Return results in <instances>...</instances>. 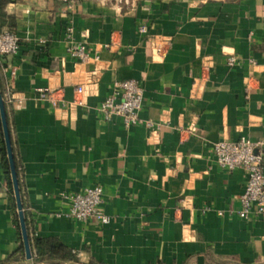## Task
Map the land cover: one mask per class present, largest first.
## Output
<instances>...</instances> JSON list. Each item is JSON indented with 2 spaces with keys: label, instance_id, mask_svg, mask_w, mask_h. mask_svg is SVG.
<instances>
[{
  "label": "crops",
  "instance_id": "crops-1",
  "mask_svg": "<svg viewBox=\"0 0 264 264\" xmlns=\"http://www.w3.org/2000/svg\"><path fill=\"white\" fill-rule=\"evenodd\" d=\"M4 12L20 50L0 57V88L33 238L69 248L77 260L63 264H264V217L238 215L246 174L213 154L242 137L264 153V0H10ZM69 25L85 62L68 52ZM127 80L144 89L132 127L99 111ZM7 167L0 120V264H51L14 258ZM94 185L109 224L59 216L63 195Z\"/></svg>",
  "mask_w": 264,
  "mask_h": 264
},
{
  "label": "built area",
  "instance_id": "built-area-1",
  "mask_svg": "<svg viewBox=\"0 0 264 264\" xmlns=\"http://www.w3.org/2000/svg\"><path fill=\"white\" fill-rule=\"evenodd\" d=\"M65 4H73L75 0H58ZM139 32L146 35L148 30L145 25L139 28ZM66 39L70 43L68 52L74 59L85 62L89 57L87 47L73 40V27L66 29ZM20 50V38L14 32L4 30L0 32V57L15 56ZM97 59V58H96ZM250 63L256 65L251 59ZM238 59L230 56L227 59L229 67L237 66ZM203 70L208 72L209 66L203 65ZM115 92L110 95L99 107L100 113L105 119L111 120L118 117L126 127L139 125L144 102V89L136 80L119 81L114 84ZM10 90L6 95L10 100ZM83 86L77 88V97L74 104L84 106ZM43 98L47 97L42 95ZM54 106L56 101L50 98ZM261 144L255 143L246 137L237 141H222L213 147L216 164L226 172H232L241 168L246 174V186L240 195V218L250 220L264 217V153L260 149ZM63 198L69 206L59 216L74 219L79 222L95 220L102 225H107L110 218L102 210L104 203L103 188L100 185L87 187L82 192L65 194Z\"/></svg>",
  "mask_w": 264,
  "mask_h": 264
},
{
  "label": "trees",
  "instance_id": "trees-1",
  "mask_svg": "<svg viewBox=\"0 0 264 264\" xmlns=\"http://www.w3.org/2000/svg\"><path fill=\"white\" fill-rule=\"evenodd\" d=\"M9 1L10 0H0V32H2L3 31L2 29L9 24L7 22L8 16L4 12V8ZM2 95L4 98L3 92H2ZM5 108H6V113L8 117L6 103H5ZM7 170H8V173L10 174L9 167H7ZM17 172H18V167H17ZM25 217H26V224L28 228V220H27L26 213H25ZM28 234H29V241H30L32 255H33V260L35 262L39 263L44 260H47L51 262V264H63V262L77 260L75 254L69 248H67L63 243H61L59 240L54 239V238H48V239L33 238L30 235L29 228H28ZM18 257H22V258L25 257V249L23 245H21L20 249L17 251L16 255L14 256L15 259Z\"/></svg>",
  "mask_w": 264,
  "mask_h": 264
},
{
  "label": "water",
  "instance_id": "water-1",
  "mask_svg": "<svg viewBox=\"0 0 264 264\" xmlns=\"http://www.w3.org/2000/svg\"><path fill=\"white\" fill-rule=\"evenodd\" d=\"M0 120H1V125L3 129V134H4L8 162H9L10 173H11V178H12V183H13L17 211H18L21 236H22L23 246L25 249V256L27 260H31L33 258V255L31 251L28 228L26 224V217L24 213V206H23V201L21 197V188H20L17 166H16V161H15V156H14V151H13V146H12L9 121H8L6 108H5V102H4V98H3L1 90H0Z\"/></svg>",
  "mask_w": 264,
  "mask_h": 264
}]
</instances>
